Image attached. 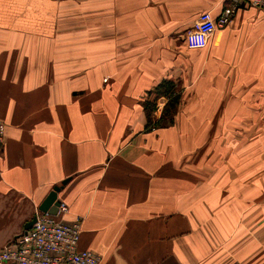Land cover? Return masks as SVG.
<instances>
[{"label":"crops","instance_id":"crops-1","mask_svg":"<svg viewBox=\"0 0 264 264\" xmlns=\"http://www.w3.org/2000/svg\"><path fill=\"white\" fill-rule=\"evenodd\" d=\"M0 0V248L53 187L98 264H264V11L237 0ZM182 84L174 123L144 109Z\"/></svg>","mask_w":264,"mask_h":264},{"label":"built area","instance_id":"built-area-1","mask_svg":"<svg viewBox=\"0 0 264 264\" xmlns=\"http://www.w3.org/2000/svg\"><path fill=\"white\" fill-rule=\"evenodd\" d=\"M223 9L215 22H195L184 35L187 49H203L217 28L226 26L236 11L237 0ZM249 5L264 11V0H248ZM5 125L0 122V147L3 144ZM67 212L60 203L57 214L37 213L34 223L0 248V264H98L99 257L92 251L80 250L79 221L70 224L58 217ZM238 264V263H234Z\"/></svg>","mask_w":264,"mask_h":264},{"label":"rangeland","instance_id":"rangeland-1","mask_svg":"<svg viewBox=\"0 0 264 264\" xmlns=\"http://www.w3.org/2000/svg\"><path fill=\"white\" fill-rule=\"evenodd\" d=\"M182 87V84L179 82L174 83L172 81H163L160 85L153 89L152 93L154 94V100L144 104V109L147 107L149 110V113L147 111L146 113L149 114L150 128L168 126L167 124L169 123L161 121V116H163L167 109L169 110L174 108L172 112L170 110V115L166 116V118L172 119V123H174L177 110L184 102V93ZM172 103L174 106L173 108H171ZM260 154H264V148H260Z\"/></svg>","mask_w":264,"mask_h":264},{"label":"water","instance_id":"water-1","mask_svg":"<svg viewBox=\"0 0 264 264\" xmlns=\"http://www.w3.org/2000/svg\"><path fill=\"white\" fill-rule=\"evenodd\" d=\"M65 183H66V180L62 181L61 186L64 185ZM61 186L53 187L52 191L48 194V196L45 198L43 203L39 206V211H41L42 213H48L50 215L57 214V210L60 205V202L57 200V193L60 190ZM34 221H35V217L29 223L27 228H29L34 223Z\"/></svg>","mask_w":264,"mask_h":264},{"label":"trees","instance_id":"trees-1","mask_svg":"<svg viewBox=\"0 0 264 264\" xmlns=\"http://www.w3.org/2000/svg\"><path fill=\"white\" fill-rule=\"evenodd\" d=\"M174 106H173V103L171 104V108H173ZM174 109V108H173ZM173 109H167L165 112H164V114H163V116H161V121L162 122H167V123H172V119H169V118H166V116H169L170 115V110H171V112H172V110ZM145 111H147L148 113H149V110L147 109V107H145ZM146 115H147V118H148V124H150V118H149V114H147L146 113ZM169 124H167V125H169Z\"/></svg>","mask_w":264,"mask_h":264}]
</instances>
